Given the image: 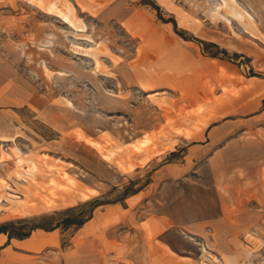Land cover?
Returning <instances> with one entry per match:
<instances>
[{
  "label": "rangeland",
  "instance_id": "374dc122",
  "mask_svg": "<svg viewBox=\"0 0 264 264\" xmlns=\"http://www.w3.org/2000/svg\"><path fill=\"white\" fill-rule=\"evenodd\" d=\"M67 1L94 41L27 0H0V177L15 192L3 191L22 196L17 156L37 163L42 182L54 177L66 185L51 205L36 196L7 209L9 201L0 199V224L39 223L55 212L80 218L92 202L99 205L81 227L34 230L55 232L57 245L26 249L25 238L7 237L0 264H213L212 255L264 264V0H235L252 24L229 7L217 14L222 0H81L84 8ZM135 13L168 29L188 53L174 67L173 50L150 49L142 67L151 74L141 81L131 74L126 84V68L102 57L117 82L96 73L79 48L102 41L131 63L141 39L122 22ZM32 42L50 50L45 61L35 64L24 54ZM209 61L237 73L215 74ZM239 76L258 87L232 94ZM199 79L209 95L195 101L184 86ZM76 130L102 151L77 139ZM145 136L149 144L134 150ZM88 187L96 194L81 199Z\"/></svg>",
  "mask_w": 264,
  "mask_h": 264
},
{
  "label": "bare ground",
  "instance_id": "6f19581e",
  "mask_svg": "<svg viewBox=\"0 0 264 264\" xmlns=\"http://www.w3.org/2000/svg\"><path fill=\"white\" fill-rule=\"evenodd\" d=\"M30 4L38 7L44 13L50 16L60 18L65 24H68L71 28H73L77 33L76 35L80 37L89 38L91 41H94L90 36L85 34L86 31V24L83 20H81L76 12V8L67 0H27ZM80 7L84 8L81 0H76ZM237 2L235 0H222L221 3L218 4V8H215L217 14H220V10L223 6L229 7L231 10L232 16L238 18L239 20H247L248 23H253V17L247 11L241 12L240 10L236 9ZM122 24L132 31V33L139 36L141 39L140 46L137 50L136 59L133 60L131 63H122V58L114 55L110 51V47L108 44L99 41L94 44V46L81 49L82 52L85 54L90 55L95 63V72L102 73L103 75H113L117 82V76L115 73H112L110 70L107 69L102 57H108L112 60L114 67L116 68H126L125 74L122 75L123 80H125L126 84H130L131 74L138 77L141 81L143 77H148L151 74V69H144L142 64H144V60L151 58L149 53L150 49L159 48L161 46L166 47L167 49L173 50L174 55V67L179 65L177 63V56L182 57L184 55L187 56V50L179 45L173 38L168 34V29H159L150 21L145 19L141 14L135 13L126 20L122 22ZM82 32V33H78ZM48 42V41H47ZM162 51H165L164 49ZM51 54L50 50L46 46H42L41 44L31 43L24 51V54L28 57V59L35 64L40 63L41 61H45L43 55ZM204 64L211 68L215 74L221 75L224 73H237V70L226 64L220 62H204ZM141 65V66H140ZM180 66V65H179ZM42 72L46 79H50L52 76V72L47 68L45 64H43ZM127 77V78H126ZM221 81L222 91L224 92L225 89H228L224 83V78L221 77L219 79ZM201 79L196 80L194 83L184 86V90L192 97L195 101H198L204 97L208 98L209 92L202 90L200 86ZM129 86V85H127ZM142 88L151 87V84H141ZM239 87H242L244 90L247 89L253 90L258 87V83L255 82L253 79L252 81H245L242 76H239L237 80L234 81L233 88L230 90L232 94H236L238 92ZM201 109L198 106L194 112H199ZM76 138L79 140H84L85 143L95 147L98 151H102L103 146L96 141L91 140L90 138L84 136L79 131H75ZM190 135L189 132L185 133V137L188 138ZM150 142L149 136H145L143 140L138 143H134L133 149L134 150H143ZM114 154V151L110 152L109 154L103 153L102 156L105 159H109L111 155ZM4 155L0 156V161L4 159ZM15 169L14 173L15 176L24 181V190L21 191L22 196H18L12 192H4L5 189H12L5 178L0 177V199L5 198L9 201L11 206L7 207V209H21L23 206L27 204H32L34 202V197L38 196L40 200L43 201L45 205H51L54 202L56 193L55 190L61 187H65V184H61L56 178L50 177L48 182H42L38 177V165L37 163L29 157H21L17 156L15 158ZM128 170L132 169V165L129 164L127 167ZM51 172V171H50ZM61 177L64 178L67 184H73L74 179L69 176V174L65 171L61 173ZM12 191H14L12 189ZM46 191V194L43 193ZM15 192V191H14ZM96 194V190L94 188H86L80 191V198L81 199H88L91 196ZM111 212L113 210H110ZM5 239H7V235L0 232V244H2ZM58 243V236L55 232H46L44 230H37L34 231L31 236L22 240L20 244L21 247L26 249H40L44 246H54ZM204 251H207L206 248ZM212 263L213 264H231L230 259L221 260L219 257L212 255ZM204 262V260H203ZM207 264L206 262H204Z\"/></svg>",
  "mask_w": 264,
  "mask_h": 264
},
{
  "label": "trees",
  "instance_id": "16d2710c",
  "mask_svg": "<svg viewBox=\"0 0 264 264\" xmlns=\"http://www.w3.org/2000/svg\"><path fill=\"white\" fill-rule=\"evenodd\" d=\"M98 205L99 203H97V201L92 202V204L88 205L89 211L80 218L65 215L60 212H55L50 216H45L44 220L39 223L31 222V224H28L26 223V219L11 220L0 224V232L6 234L8 237V241H10L12 238L24 239L26 237H29L32 231L39 228L46 231H52L58 227L68 228L72 225H74L75 227H81L87 220L91 219L93 211ZM80 206L82 205H79V207ZM23 223H25V225H22Z\"/></svg>",
  "mask_w": 264,
  "mask_h": 264
}]
</instances>
